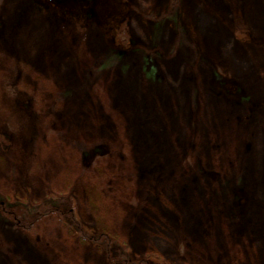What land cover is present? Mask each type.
Wrapping results in <instances>:
<instances>
[{"label": "rangeland", "instance_id": "1", "mask_svg": "<svg viewBox=\"0 0 264 264\" xmlns=\"http://www.w3.org/2000/svg\"><path fill=\"white\" fill-rule=\"evenodd\" d=\"M50 193L107 242L0 202V264H264V0H0V196Z\"/></svg>", "mask_w": 264, "mask_h": 264}, {"label": "trees", "instance_id": "2", "mask_svg": "<svg viewBox=\"0 0 264 264\" xmlns=\"http://www.w3.org/2000/svg\"><path fill=\"white\" fill-rule=\"evenodd\" d=\"M172 1L175 3L177 0ZM0 199L1 204L4 206L3 212H9V217L12 219L11 221L20 224V226L27 231H33V229L37 226V223L43 218H49L53 215H57L59 220H61L67 226V228L69 227L73 233L82 239H101L104 240V242H107L109 239L105 233L100 234V239L96 238L97 235H94V231L90 230L87 226L81 223L77 213L75 200L67 193H50L44 200L37 203L17 201L14 199L10 200L1 196ZM12 207L15 210L11 211ZM116 251L117 252H114L116 253V256L125 260L123 264H129V261L126 260L127 257L125 251H123L122 248Z\"/></svg>", "mask_w": 264, "mask_h": 264}]
</instances>
